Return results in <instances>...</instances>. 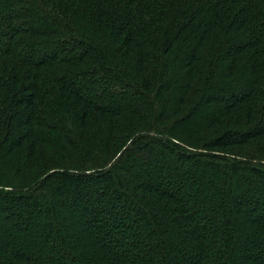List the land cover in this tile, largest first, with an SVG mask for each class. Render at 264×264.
<instances>
[{"label":"trees","instance_id":"16d2710c","mask_svg":"<svg viewBox=\"0 0 264 264\" xmlns=\"http://www.w3.org/2000/svg\"><path fill=\"white\" fill-rule=\"evenodd\" d=\"M0 264H264V0H0Z\"/></svg>","mask_w":264,"mask_h":264},{"label":"rangeland","instance_id":"374dc122","mask_svg":"<svg viewBox=\"0 0 264 264\" xmlns=\"http://www.w3.org/2000/svg\"><path fill=\"white\" fill-rule=\"evenodd\" d=\"M159 174H161V173H159ZM65 218V217H64Z\"/></svg>","mask_w":264,"mask_h":264}]
</instances>
